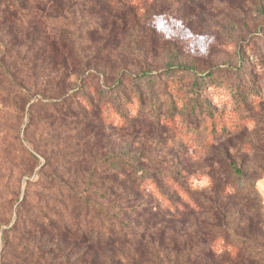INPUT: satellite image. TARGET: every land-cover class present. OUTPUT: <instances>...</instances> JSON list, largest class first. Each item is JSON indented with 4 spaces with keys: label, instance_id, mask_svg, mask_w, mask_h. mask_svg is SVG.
<instances>
[{
    "label": "trees",
    "instance_id": "1",
    "mask_svg": "<svg viewBox=\"0 0 264 264\" xmlns=\"http://www.w3.org/2000/svg\"><path fill=\"white\" fill-rule=\"evenodd\" d=\"M1 1L7 6L0 16L6 14L11 24L17 21L20 26L29 9L24 6L26 0ZM125 2L116 0L121 5ZM10 48L8 43H0V91L4 82L18 89L12 105L18 109L30 105V127L36 108L56 113L63 120L82 116L85 140L79 156L68 153L58 162L41 152L46 162L37 172V180L26 182L25 195L17 200L16 220L3 233L1 264L264 263V248L242 250L239 246L251 239L230 224L229 216L217 212V206L228 199L225 184L231 172L250 181L236 160L229 154L220 158L231 169L227 176L212 171L208 174L212 191H196L190 185L189 171L178 169L171 153L189 151L199 144L197 156L201 157L232 134L230 128L219 125L200 94L219 87L216 76L234 70L243 73V60L238 67L219 65L205 70L171 62L156 70L137 68L131 73L122 67L121 74L133 76L131 87H135L138 107L132 113L127 107L130 98L122 92L113 98L119 104L108 110L78 98L93 74L107 76L105 69L110 64L105 62L104 71H99L98 63L83 57L81 46L68 40L48 43L53 72L60 73L48 92L28 87L26 75L15 74L7 63ZM70 75L78 79L75 87L68 82ZM123 78H117L114 86L102 85L99 98L123 86ZM244 103L249 111L256 101L245 98ZM89 128H95L93 138L87 133ZM107 128L112 137H118L108 149ZM159 131L164 137L156 139ZM226 143L231 145L227 141L219 147ZM26 176L31 173L23 166L16 175L18 183ZM219 243L222 254L214 249Z\"/></svg>",
    "mask_w": 264,
    "mask_h": 264
},
{
    "label": "rangeland",
    "instance_id": "2",
    "mask_svg": "<svg viewBox=\"0 0 264 264\" xmlns=\"http://www.w3.org/2000/svg\"><path fill=\"white\" fill-rule=\"evenodd\" d=\"M125 1L121 5L116 0H26L24 6L29 9L20 26L17 21L11 24L6 14L0 16L6 20L0 23V43L11 47L9 67L17 76L26 75L28 87L52 91L60 73L53 72L48 43L71 41L82 47L85 59L101 66L99 71L110 62L105 69L107 76L91 75L78 98L82 102L90 99L108 110L119 104L113 98L122 92L129 96L127 107L133 113L138 104L135 87H131L133 76L128 73L137 68L156 70L167 62L198 70L219 65L233 68L243 60V73L233 69L227 76H216L219 87L200 94L219 125L230 128L232 134L223 142L231 145L219 147L221 142L201 157L197 156L199 144L189 151L171 153L178 169L189 171L190 185L196 191H212L208 175L212 171L227 176L231 169L222 161L226 154L236 160L250 181L246 183L245 178H236L231 172L225 184L228 199L217 206V212L229 216L230 224L251 239L239 246L242 250L264 248V0ZM6 6L0 0V13ZM122 67L130 72L121 74ZM121 76L123 86L100 99L97 91L104 88L102 85L114 86ZM68 82L75 87L78 79L70 75ZM1 89L5 100H0V264L3 233L16 220L17 200L24 197L26 182L37 180V172L46 162L41 152L53 155L58 162L68 153L79 156L85 140L82 116L63 120L56 113L36 108L30 127V105L22 109L12 105L18 89L5 82ZM245 98L256 101L252 110H245ZM237 126L242 127L237 131ZM94 130L87 129L89 137L93 138ZM111 133L110 128L104 133L107 149L109 143L118 142ZM155 137H164V133L159 131ZM213 157L216 159L211 161ZM23 166L31 176L19 184L16 175ZM194 221L193 217L195 232ZM220 244L214 247L218 254H222Z\"/></svg>",
    "mask_w": 264,
    "mask_h": 264
}]
</instances>
